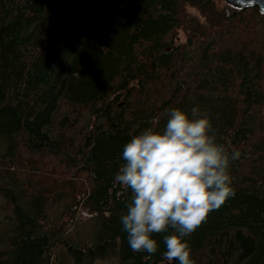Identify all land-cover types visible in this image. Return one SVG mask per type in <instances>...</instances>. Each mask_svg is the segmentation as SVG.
<instances>
[{
	"label": "trees",
	"instance_id": "1",
	"mask_svg": "<svg viewBox=\"0 0 264 264\" xmlns=\"http://www.w3.org/2000/svg\"><path fill=\"white\" fill-rule=\"evenodd\" d=\"M192 7L197 13L188 10ZM181 28L186 38H178ZM210 118L235 196L190 236L195 264H264V14L225 0H0V264H168L134 253L124 145L168 110ZM79 209L87 219L77 217ZM70 220H65V217ZM171 232V230H170ZM170 234V233H169ZM175 264V262H174Z\"/></svg>",
	"mask_w": 264,
	"mask_h": 264
},
{
	"label": "clouds",
	"instance_id": "2",
	"mask_svg": "<svg viewBox=\"0 0 264 264\" xmlns=\"http://www.w3.org/2000/svg\"><path fill=\"white\" fill-rule=\"evenodd\" d=\"M212 128L198 106L191 116L172 108L163 130L145 129L124 145L114 183L130 192L120 219L134 253L155 254L153 235L165 234L162 261L195 264L184 237L235 196L230 167L241 155L218 144Z\"/></svg>",
	"mask_w": 264,
	"mask_h": 264
},
{
	"label": "rangeland",
	"instance_id": "3",
	"mask_svg": "<svg viewBox=\"0 0 264 264\" xmlns=\"http://www.w3.org/2000/svg\"><path fill=\"white\" fill-rule=\"evenodd\" d=\"M188 10L193 13H197L196 10L192 7H189ZM179 37L180 39L186 38L185 29L181 28V32L179 33L178 38ZM12 215L13 204L0 192V236L3 238L6 237L9 231L12 230L15 225ZM89 216L90 214L87 211L79 209L77 217L87 219ZM65 220L69 221L70 216L69 218L65 217ZM50 261L52 264H75L73 256L65 246H60L57 249L54 257H50ZM120 261L121 260L118 258V256L114 255L113 257L97 259L92 264H119Z\"/></svg>",
	"mask_w": 264,
	"mask_h": 264
},
{
	"label": "water",
	"instance_id": "4",
	"mask_svg": "<svg viewBox=\"0 0 264 264\" xmlns=\"http://www.w3.org/2000/svg\"><path fill=\"white\" fill-rule=\"evenodd\" d=\"M225 1L239 8L258 5L259 11L262 14H264V0H225Z\"/></svg>",
	"mask_w": 264,
	"mask_h": 264
}]
</instances>
